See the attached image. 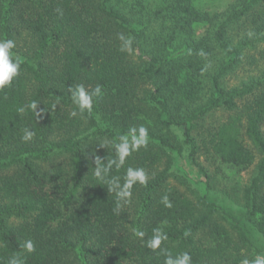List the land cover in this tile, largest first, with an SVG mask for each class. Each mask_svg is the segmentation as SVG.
<instances>
[{
    "label": "trees",
    "instance_id": "trees-1",
    "mask_svg": "<svg viewBox=\"0 0 264 264\" xmlns=\"http://www.w3.org/2000/svg\"><path fill=\"white\" fill-rule=\"evenodd\" d=\"M114 2L0 0V40H13L11 51L22 60L11 85L0 89V264L15 253H23L24 264H179L185 252L190 264H254L264 251V68L237 86L224 77L245 46L264 42V0H240L221 16L190 0H162L147 22L160 15L174 22L164 35L149 37L138 27L143 22L134 25ZM237 22L254 24L257 35L231 43ZM120 34L132 37L130 50H120ZM175 41L172 54L161 55ZM148 45L156 49L145 57ZM79 84L102 87L91 112L81 114L71 100ZM32 101L35 111L27 107ZM217 111L226 117L204 128ZM141 125L148 145L120 169L108 168L116 137ZM26 128L34 132L29 141L22 139ZM177 156L202 175L194 197L171 179ZM97 157L108 168L101 169L106 179L119 177L122 187L128 167L143 168L146 184H133L128 202L117 207L119 189L109 191L94 176ZM201 158L234 172L256 163L239 214L210 195ZM156 228L167 239L154 251L146 241ZM27 240L35 251L22 248Z\"/></svg>",
    "mask_w": 264,
    "mask_h": 264
},
{
    "label": "rangeland",
    "instance_id": "rangeland-1",
    "mask_svg": "<svg viewBox=\"0 0 264 264\" xmlns=\"http://www.w3.org/2000/svg\"><path fill=\"white\" fill-rule=\"evenodd\" d=\"M118 7L130 15L131 22L134 25H138L140 20L143 22L138 27L143 28L146 34L152 36L154 31L158 33L167 32L168 27L171 28V24L174 22L170 15L165 17L160 15L152 17L150 22H147V15L150 11H154L155 7L163 4L162 0H114ZM240 0H190V3L194 8L206 9L210 14L222 15L228 12L236 3ZM142 14H144L142 18ZM232 34H230L231 43L237 44L245 33L257 35L255 25L251 24L246 26L245 23L237 22L232 27ZM176 41L173 46L165 47L162 54H172V49H175ZM147 53L145 57H149L153 53V49L156 46L148 45ZM244 55L236 66L227 72L224 80L228 86H237L242 83H248L257 74L259 68H264V42L253 41L248 46L244 47ZM175 58V57H174ZM255 58L256 62L251 59ZM175 60V59H174ZM215 57L210 62V67L207 69L205 77L203 79V97L206 99L209 95V77L215 72ZM172 63V61H171ZM212 64V65H211ZM226 117V114L220 112L209 113L202 122L204 128H212L216 126ZM246 141V140H245ZM247 142V141H246ZM248 144V142H247ZM256 161L260 157L256 152ZM207 171L210 181V187L208 192L219 203L224 204L228 210L232 211L236 215L239 214L242 205L241 194L244 186L249 182L251 177L255 174L256 163L249 168L234 172L227 168L225 165L220 164L217 161L202 160L200 159ZM171 179L177 184L183 191H185L190 197H194L195 193L202 191L204 185H202V175L198 169L190 163V161L184 156L174 157L171 168ZM184 181V182H181ZM18 222V220L15 219ZM264 257V251L258 252L255 256Z\"/></svg>",
    "mask_w": 264,
    "mask_h": 264
},
{
    "label": "clouds",
    "instance_id": "clouds-1",
    "mask_svg": "<svg viewBox=\"0 0 264 264\" xmlns=\"http://www.w3.org/2000/svg\"><path fill=\"white\" fill-rule=\"evenodd\" d=\"M251 35V33L249 34ZM119 39L122 41L121 51H127L131 49L132 37H125L124 34L119 35ZM15 47V42L11 39L0 40V89H4L6 86H10L13 78L19 74L20 64L22 60L17 59L12 53V49ZM203 55V53H201ZM206 70V69H204ZM202 70V71H204ZM71 100L75 104L80 113L83 114L85 111L91 112L93 106V100L99 98L102 93V87L97 85L91 91H88L83 84L77 85L75 88L70 89ZM37 102L32 101L27 107L35 111L37 109ZM25 107H20L17 109L19 113L25 112ZM77 113L73 111L71 115L75 116ZM34 132L29 129H24V136L22 139L24 141H29L33 138ZM149 143V133L148 129L141 125L139 128L131 127L129 130L123 134H119L113 141V146L115 149V157L108 160V168L111 167L113 163H116V169H120L125 160L131 156L135 151H138L141 147H146ZM97 166L94 168V176L102 183L110 185L109 191L113 192V187L119 189L115 191L117 207H120V202H128L132 195L131 188L133 184L139 182L141 185L146 184L147 176L143 168H132L128 167L124 176V183H120L119 177H113L112 180L106 179V176L101 175V169L103 168L105 174L108 172V168H105L103 162L99 157L96 158ZM162 202L166 207H171V202L168 200L167 196L162 198ZM134 235L143 238L144 232L134 230ZM167 237L162 234L160 228L153 229V236L151 239L146 241L147 247L152 250L160 248L162 241H165ZM22 248L27 252L35 251L34 243L31 240L25 241ZM163 249H161V252ZM21 257V259H17ZM191 256L185 252L182 254V259H180L179 264H190ZM8 264H24L23 253L13 254L9 260ZM165 264H172L170 259L165 260ZM242 264H249L248 259H244ZM254 264H264V257H257Z\"/></svg>",
    "mask_w": 264,
    "mask_h": 264
}]
</instances>
